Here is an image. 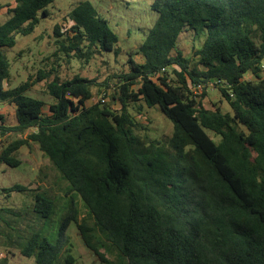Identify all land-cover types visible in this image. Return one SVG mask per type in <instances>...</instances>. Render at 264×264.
Returning a JSON list of instances; mask_svg holds the SVG:
<instances>
[{
  "label": "trees",
  "instance_id": "1",
  "mask_svg": "<svg viewBox=\"0 0 264 264\" xmlns=\"http://www.w3.org/2000/svg\"><path fill=\"white\" fill-rule=\"evenodd\" d=\"M14 1L0 24V105L15 104L16 123L0 113V138L18 137L4 144L0 162L18 166L19 150L38 144L69 197L57 236L35 230L21 253L36 264H77L74 223L98 264H264V0H153L158 16L117 72L51 79L58 64L11 87L1 48L32 33L54 0ZM69 19L66 32L54 25L62 53L88 63L121 52L118 33L91 1H80ZM184 32L204 38L190 56L179 47ZM45 80L55 98L47 112L44 100L27 94ZM109 85L120 110L87 104L94 86ZM210 85L222 97L211 108L204 102ZM139 101L159 105L173 122L167 140L136 132L146 129L130 109ZM46 177L4 191L39 189L34 211L49 218L58 199L43 189Z\"/></svg>",
  "mask_w": 264,
  "mask_h": 264
},
{
  "label": "rangeland",
  "instance_id": "2",
  "mask_svg": "<svg viewBox=\"0 0 264 264\" xmlns=\"http://www.w3.org/2000/svg\"><path fill=\"white\" fill-rule=\"evenodd\" d=\"M83 0H54L49 4V14L40 17L35 30L29 35H18L17 43L13 47L4 46L1 51L5 53L10 62L9 82L11 87L27 81L36 74L40 67L50 68L58 65L57 73L61 78L66 79L76 73L103 80L111 73L117 72L122 66L125 67L126 61L131 51L139 50L140 44L154 24L158 13L153 10L151 4L153 0H89L98 11L108 20L111 27L118 33V45L122 48L119 54L113 51L95 54L88 63L85 58H79L75 53L66 55L59 50L54 35V25L60 23L61 30L66 32L72 24L69 13ZM4 7L0 9V24L8 18L7 9L15 5L14 0H0ZM202 37H194L192 32H184L181 36L179 47L183 52L190 56L193 47H199L203 42ZM65 43H67L65 41ZM53 52L57 53L54 54ZM138 61L142 60L140 53H135ZM45 81L31 87L27 94L42 99L46 102L44 111H48V104L54 101V97L46 92ZM93 87V99H89L87 104H91L106 97V103L114 110L121 109V103L115 99V90L110 87ZM210 85L208 96L205 99L207 107H213V102L220 100V92ZM101 101V100H100ZM141 105V111L138 106ZM223 110H230V105L223 99L221 103ZM131 111L136 115L138 122L143 124L146 129L139 127L136 132L142 136L148 135L151 139L167 140L174 130L173 122L164 114L159 105L147 106L143 101L130 105ZM10 111V110H9ZM10 114V113H9ZM13 116V115H12ZM16 121V118L10 121ZM18 137L2 136L0 140V153L4 144L11 139ZM218 140V136H215ZM23 160L18 166H8L0 162V208H12V213H0V264H36L33 257H27L20 251L25 245L29 235L35 230H41L49 238L57 236L59 223L68 208V199L63 191L65 181L60 173L51 168L49 159L40 150L38 144L32 143L31 146L22 147L18 154ZM46 174L47 177L42 183L43 189L54 194L58 199L56 212L49 218L43 217L34 211L35 196L39 189L12 192L9 196L5 187L15 183L27 184L30 180L37 179ZM77 201L81 210H85L82 200L78 197ZM69 233L73 243L74 253L77 257V264H98V257L84 243L76 225H70Z\"/></svg>",
  "mask_w": 264,
  "mask_h": 264
},
{
  "label": "crops",
  "instance_id": "3",
  "mask_svg": "<svg viewBox=\"0 0 264 264\" xmlns=\"http://www.w3.org/2000/svg\"><path fill=\"white\" fill-rule=\"evenodd\" d=\"M0 113L4 114L6 116L7 122H9L11 124L16 123V121H14V120L10 121L11 119L16 118V116H15L16 106L14 103H4V104L0 105Z\"/></svg>",
  "mask_w": 264,
  "mask_h": 264
},
{
  "label": "built area",
  "instance_id": "4",
  "mask_svg": "<svg viewBox=\"0 0 264 264\" xmlns=\"http://www.w3.org/2000/svg\"><path fill=\"white\" fill-rule=\"evenodd\" d=\"M165 70V68H163L160 72H157L154 74V78H157L163 71ZM262 70H263V73H264V63L262 64ZM247 77L251 78V75L248 74ZM199 92L201 91V88L198 90ZM197 90H195V93H198ZM100 100L102 102H106V97L104 96L103 98H100Z\"/></svg>",
  "mask_w": 264,
  "mask_h": 264
}]
</instances>
